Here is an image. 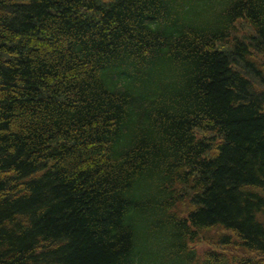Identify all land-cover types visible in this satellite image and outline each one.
<instances>
[{"label": "trees", "instance_id": "1", "mask_svg": "<svg viewBox=\"0 0 264 264\" xmlns=\"http://www.w3.org/2000/svg\"><path fill=\"white\" fill-rule=\"evenodd\" d=\"M0 264H264V0H0Z\"/></svg>", "mask_w": 264, "mask_h": 264}, {"label": "rangeland", "instance_id": "2", "mask_svg": "<svg viewBox=\"0 0 264 264\" xmlns=\"http://www.w3.org/2000/svg\"><path fill=\"white\" fill-rule=\"evenodd\" d=\"M205 234H203V236L207 235V234H212V236L215 235L216 233V230L215 229H212V231H209V232H204ZM211 241L208 240V241H201L199 242L198 246H197V251L202 254L204 252L205 249L209 248V247H212L211 245Z\"/></svg>", "mask_w": 264, "mask_h": 264}]
</instances>
